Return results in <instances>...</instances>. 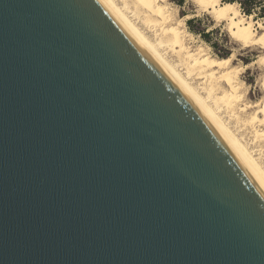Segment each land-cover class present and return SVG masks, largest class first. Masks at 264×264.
Returning a JSON list of instances; mask_svg holds the SVG:
<instances>
[{"label": "water", "instance_id": "obj_1", "mask_svg": "<svg viewBox=\"0 0 264 264\" xmlns=\"http://www.w3.org/2000/svg\"><path fill=\"white\" fill-rule=\"evenodd\" d=\"M0 264H264V194L99 0H0Z\"/></svg>", "mask_w": 264, "mask_h": 264}, {"label": "bare ground", "instance_id": "obj_2", "mask_svg": "<svg viewBox=\"0 0 264 264\" xmlns=\"http://www.w3.org/2000/svg\"><path fill=\"white\" fill-rule=\"evenodd\" d=\"M99 1L194 107L264 194V19L242 14L235 2L189 0L198 11L224 21L240 47L260 50L251 62L233 65V54L218 57L203 44L189 45L192 35L185 28L189 16L177 18L168 0H130L132 9L128 0H121L122 5L115 0ZM134 18L153 30L155 37H149ZM165 49L177 62L166 56ZM253 63L262 70L257 78L260 96L249 101V88L241 74Z\"/></svg>", "mask_w": 264, "mask_h": 264}, {"label": "rangeland", "instance_id": "obj_3", "mask_svg": "<svg viewBox=\"0 0 264 264\" xmlns=\"http://www.w3.org/2000/svg\"><path fill=\"white\" fill-rule=\"evenodd\" d=\"M119 5H122L121 0H115ZM225 1V0H221ZM170 5L176 9V17L183 18L188 15L189 18L185 19V28L191 33L192 38L188 39L189 45L196 47L199 44L206 46L211 55L218 57H225L233 54L234 58L232 61L233 65L247 64L257 57L261 52L258 48L252 47H240L229 35L227 27L224 21L214 20L209 14L203 11H198L193 7L189 0H168ZM128 5L132 6L130 0H128ZM132 9V7L130 8ZM240 10V8H239ZM240 12L244 14L241 10ZM246 15V14H244ZM254 20H263L264 18H254ZM193 19V21L188 24L187 21ZM137 25L149 36L154 38V31L146 27L139 18H134ZM201 31L206 33L201 35ZM215 45V46H214ZM166 56L169 59H174L175 56L165 49ZM224 55V56H221ZM177 62V61H176ZM258 67V68H257ZM179 68H182L179 66ZM260 68V69H259ZM183 70V69H182ZM262 72L261 67L258 64H251L249 68H246L241 74L242 79L248 86L247 98L249 101H255L260 96V89L258 87L257 78Z\"/></svg>", "mask_w": 264, "mask_h": 264}, {"label": "trees", "instance_id": "obj_4", "mask_svg": "<svg viewBox=\"0 0 264 264\" xmlns=\"http://www.w3.org/2000/svg\"><path fill=\"white\" fill-rule=\"evenodd\" d=\"M225 1L237 3L240 10L244 14L253 15L255 19L264 18V0H225ZM192 21L193 19H189L187 23L190 24ZM200 33L201 35L204 34L203 36L206 35L204 31H201Z\"/></svg>", "mask_w": 264, "mask_h": 264}]
</instances>
